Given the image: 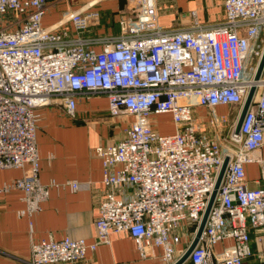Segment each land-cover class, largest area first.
<instances>
[{
  "label": "built area",
  "instance_id": "2783aa9c",
  "mask_svg": "<svg viewBox=\"0 0 264 264\" xmlns=\"http://www.w3.org/2000/svg\"><path fill=\"white\" fill-rule=\"evenodd\" d=\"M101 1L69 0L71 6L44 25L48 0H0V169L22 171L0 191H22L19 214L38 211L47 195L38 178L39 108L59 100L73 116L78 97L103 94L109 117L125 123L119 140L94 148L104 188L94 241H31L28 264H78L87 249L121 232L133 239L140 258L160 248L163 264H173L194 236L225 158L188 260L244 264L250 230L264 245V186L249 188L244 168L258 163L264 181V65L254 79L264 50V0H222L221 19L201 23L191 10L190 25L172 29L159 24L157 0H124L115 33H103ZM218 106L229 111L217 113ZM163 115L171 132L154 125ZM224 240L231 242L217 253Z\"/></svg>",
  "mask_w": 264,
  "mask_h": 264
},
{
  "label": "crops",
  "instance_id": "0c3cea01",
  "mask_svg": "<svg viewBox=\"0 0 264 264\" xmlns=\"http://www.w3.org/2000/svg\"><path fill=\"white\" fill-rule=\"evenodd\" d=\"M123 2L103 0L98 5L103 11V33L118 31L116 10ZM48 5L44 25L56 21L61 12L71 6L69 0H48ZM157 7L159 24L164 28L188 27L192 19L187 14L191 10H196V20L201 23H213L222 18V0H157ZM198 110L203 112V109ZM216 111L226 113L229 108L218 106ZM38 112V178L47 187V195L38 211L19 214L25 208L22 191H0V250L3 251L0 264H28L31 241L64 237L82 238L86 243L94 241V218L104 189L102 163L94 155V148L119 140L125 127L124 122L109 117L107 98L103 94L78 97L73 116L66 113L59 100L39 108ZM171 128L173 130V126ZM260 155L264 157V145ZM244 168L249 188L264 186L258 163H247ZM21 174L17 168L0 169V185ZM70 181L89 183L90 186L73 190L68 184ZM250 236L251 254L245 258L244 264H264V245L259 247L254 242L252 230ZM230 242L217 243L216 252ZM152 251L153 257L140 258L127 233H110L108 242L98 244L94 250L87 249L78 264H163L161 249L152 248ZM182 264L191 262L187 259ZM214 264L222 263L217 261Z\"/></svg>",
  "mask_w": 264,
  "mask_h": 264
},
{
  "label": "water",
  "instance_id": "95a60500",
  "mask_svg": "<svg viewBox=\"0 0 264 264\" xmlns=\"http://www.w3.org/2000/svg\"><path fill=\"white\" fill-rule=\"evenodd\" d=\"M263 65H264V50H263V53H262V56H261V59L259 61V64L257 66V69H256V72H255V75H254V79L257 80L260 76V73L262 71V68H263ZM253 91H254V85H252L244 99V102L242 104V107H241V110H240V113L238 115V118H237V123H236V127H235V131L238 132L239 131V127H240V124L242 122V119H243V116L250 104V101H251V98H252V95H253ZM226 163H227V158L224 159L222 165H221V168L217 174V177H216V180H215V183H214V186H213V189L211 190L210 194H209V197L207 199V204H206V207L202 213V216L200 218V221L196 227V230L194 232V236L192 237L190 243L186 246V249L184 250V252L176 259V261L173 263V264H182L185 260L188 259V255L190 253V251L192 250V248L195 246V244L197 243L198 241V238L201 234V231L203 230V227H204V224H205V221H206V218H207V215H208V212L212 206V203H213V200L215 198V195H216V192H217V188L219 186V183L221 181V178H222V175H223V172H224V169H225V166H226Z\"/></svg>",
  "mask_w": 264,
  "mask_h": 264
},
{
  "label": "rangeland",
  "instance_id": "374dc122",
  "mask_svg": "<svg viewBox=\"0 0 264 264\" xmlns=\"http://www.w3.org/2000/svg\"><path fill=\"white\" fill-rule=\"evenodd\" d=\"M154 125L161 132H170V130H172V123L169 121V118L166 115L157 117Z\"/></svg>",
  "mask_w": 264,
  "mask_h": 264
},
{
  "label": "trees",
  "instance_id": "16d2710c",
  "mask_svg": "<svg viewBox=\"0 0 264 264\" xmlns=\"http://www.w3.org/2000/svg\"><path fill=\"white\" fill-rule=\"evenodd\" d=\"M124 1V0H123Z\"/></svg>",
  "mask_w": 264,
  "mask_h": 264
}]
</instances>
